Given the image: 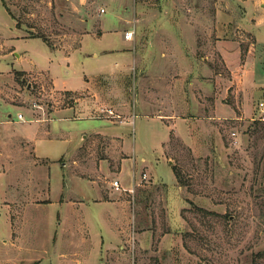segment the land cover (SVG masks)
Listing matches in <instances>:
<instances>
[{"label": "rangeland", "instance_id": "obj_1", "mask_svg": "<svg viewBox=\"0 0 264 264\" xmlns=\"http://www.w3.org/2000/svg\"><path fill=\"white\" fill-rule=\"evenodd\" d=\"M250 2L0 0V264H264V0ZM6 113L52 132L41 165ZM113 178L116 245L64 242V208L85 212Z\"/></svg>", "mask_w": 264, "mask_h": 264}, {"label": "crops", "instance_id": "obj_2", "mask_svg": "<svg viewBox=\"0 0 264 264\" xmlns=\"http://www.w3.org/2000/svg\"><path fill=\"white\" fill-rule=\"evenodd\" d=\"M247 4H248L247 7L250 8L252 5V2H250V0L249 1L247 0ZM252 14L256 15V13H252ZM255 37H257V36H255ZM254 46H255V49H256V47H259V48L264 47V35H261V34L258 35L257 42L255 43ZM51 47H52V50L54 53L57 52L59 54V56L56 58L58 62L61 61L64 65L70 66V65H73V63L78 61V58L75 57L76 59H74L72 57V55L71 56L69 54L65 55L60 50L53 48V46H51ZM13 52H14L15 56L18 55V56H16L17 59L24 58V55H21L19 53H15V51H13ZM97 55H98L97 53L93 54L94 57ZM60 56H62V57H60ZM101 60L102 59H100L99 62L104 63ZM46 62L48 64H52V59H50V57H47ZM47 71H48V69H47ZM81 73H82V71L80 72V75H81ZM51 82H52V80H51ZM78 83L81 84V79ZM52 85L54 86L53 87L54 89L62 88L63 90H68V91H72V92L80 91L83 88L80 85L78 88H69V87L66 88L65 86H58V85L54 84L53 82H52ZM55 110H54V114H57V111H55ZM58 114H60V113H58ZM6 115H7V119L9 121H10V118H12L13 122L18 124V125H16L17 130H18L19 126L23 127V131H21L22 136H20V137L18 136L17 140L21 138V139L25 140V143H28L27 147L32 151V154L30 157L32 160L31 164L33 166L41 165V163H38L35 160L36 158H39L36 156L37 147H39V145L42 143V141L45 140V138H47V137L54 139L53 136L51 135L52 132L49 131V129L44 128V126H43L44 123H40V122H42L40 119H32L31 117L25 118V116L22 114L23 119L19 120L16 117L17 113L14 115H12L11 113H6ZM139 116H143V115L139 114ZM65 117L66 116H61V117H57L55 119L59 121L62 118L66 119ZM51 120H54V118H51ZM5 122L6 121H4L3 118H0V124L7 127L8 125H6ZM2 137L0 136V138H2ZM57 139H61V138H57ZM8 142H5L2 145L6 146L8 144ZM10 144L12 145V147H14V150L15 149L19 150L21 153L24 151L23 147L16 143V139L11 141ZM120 164H122V162H120ZM131 166H134L133 162H132ZM0 170H1L0 176L4 175V169L0 168ZM122 170H123V168L121 167L120 171L122 172ZM123 177H120V178H123ZM113 179L117 180L115 178H113ZM113 181L111 180L107 187H99V189H95V190L90 189L92 192L90 194L88 193L89 194L88 198L90 200V201H88V203H89L88 206H90V208H86L85 212H83L82 208L79 209V207L78 208L72 207L73 205H67L66 207H68V208L67 209H66V207L64 208L62 216H61V220L60 221L57 220L56 224H55L58 227L63 226V224H65L66 226L69 227V231L68 232L66 231V233H68V236L66 238L67 240L63 239L64 242L71 243L73 240H75V239L78 240L81 238L80 239L81 244L86 246V247H89V248L94 247L96 250V253H99V251L102 248L109 249V248H112L116 245L117 237H119L118 233L120 230L118 228V226L120 225L119 223L121 222L119 220V215H120V212H123V209L121 208V202L122 201L120 200V198H122L121 197L123 194L122 191H124V190H121V188H120L121 184L119 183V181H118L119 188L115 189L112 186ZM61 187H62V185H61ZM127 189H129V188H127ZM76 196H78V195H76ZM90 202H91V205H90ZM95 208H96V210H95ZM92 210L94 212L93 217H95V220L97 221V224H96L97 226H95V222H93V220H91V219L89 220V218L91 217ZM70 214H72V215L70 216ZM50 216H52V215H50ZM83 216H87L86 218H87L89 224L86 225L84 223ZM73 217H75V218H73ZM71 218H73V219L70 220ZM104 234L107 236L105 242L103 241V237H102V235H104ZM114 239H115V241H114ZM55 241H57V240H55ZM96 253H95V255H96ZM96 258H98V257H95V260H96ZM74 263L75 264L76 263L81 264L82 261L77 260Z\"/></svg>", "mask_w": 264, "mask_h": 264}, {"label": "built area", "instance_id": "obj_3", "mask_svg": "<svg viewBox=\"0 0 264 264\" xmlns=\"http://www.w3.org/2000/svg\"><path fill=\"white\" fill-rule=\"evenodd\" d=\"M131 35H132V32H131V31H126V32L124 33V38H125V39H128V38L131 37ZM259 110H260V118H261V119H264V103H262V102L259 103ZM16 117H17V119H19V120H22V119H23V115H22V113H17ZM112 186H113L115 189H118V188H119L118 181H117V180H114V181L112 182Z\"/></svg>", "mask_w": 264, "mask_h": 264}]
</instances>
